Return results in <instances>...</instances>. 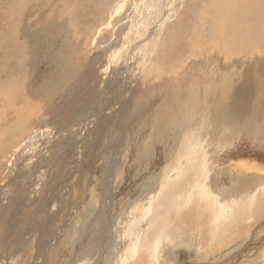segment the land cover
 <instances>
[{
  "label": "rangeland",
  "instance_id": "1",
  "mask_svg": "<svg viewBox=\"0 0 264 264\" xmlns=\"http://www.w3.org/2000/svg\"><path fill=\"white\" fill-rule=\"evenodd\" d=\"M205 2L184 0L177 7L157 34L143 69L139 70L143 64L137 67L135 83H124L121 89L126 92L105 99L101 106L108 101V109L101 114L96 108L106 93L105 83H116L118 78L108 80L111 62H117L116 58L121 61L127 37L134 35L136 40L130 42L132 51L126 57H134L131 53L135 48L148 40L142 27L136 25L145 16L143 0H0L1 90L11 76H18L15 71L22 69L21 88L11 96L0 92L1 264H38L37 258L45 264H116L119 254L130 250L129 244L137 248L138 256L148 251L153 259L148 257L150 264H210L208 258L201 260L204 248L198 238L188 244L162 236L153 239L155 246L154 242L147 247L145 218L152 211L146 216L142 213L138 220L132 216L133 209L148 210L151 200L158 197L162 199L160 208L165 207L161 176L170 161L188 151V143L182 138H189L186 135L193 120L201 113L200 100L204 105L213 99L211 80L225 77L231 70L224 68L228 60L216 47L188 52L184 41H171L169 56L161 57L168 33L197 24V12ZM182 47L185 52L180 51ZM172 48L182 57L176 60ZM129 70L127 65L123 73ZM238 84L236 77L224 95L235 92ZM7 100L11 102L2 108ZM257 101L254 98L252 104ZM259 103L263 106L251 110V115L219 104L217 115L223 120L201 136V141L207 142L202 151L209 159L205 164L202 160L194 164L190 173L206 174L207 178L194 191L198 190V197L213 199L223 228L245 227L242 235L208 257L238 252L237 256L255 260L252 264H264V101L259 98ZM94 111H98L94 121L105 117L97 135ZM89 147L86 169L75 171L67 180L68 186L56 192V206L47 203L40 209L44 198L38 189L42 180L14 186L10 183L17 173H43L41 158L52 149L53 157L61 161L63 154ZM170 172L173 176L177 170L172 167ZM240 181L244 182L240 186L247 187L245 195L238 188ZM13 191H20V203H34L19 226H30L37 216L29 230L20 232L22 238L29 235L16 251L14 228L19 217H13L6 229L7 215L17 207ZM106 220L110 227H105ZM35 224L39 228L33 231ZM156 231L168 233L162 225ZM43 235L49 242L44 241L42 251Z\"/></svg>",
  "mask_w": 264,
  "mask_h": 264
},
{
  "label": "bare ground",
  "instance_id": "2",
  "mask_svg": "<svg viewBox=\"0 0 264 264\" xmlns=\"http://www.w3.org/2000/svg\"><path fill=\"white\" fill-rule=\"evenodd\" d=\"M183 2L184 0H167L166 2L163 0H143V4L141 5L142 7L144 6L143 14L145 16H142V19H140L136 25L137 28L142 27V29H140L142 30L143 34L148 36V40L145 42L142 41L141 44L135 48L136 52L134 51L131 53V55L135 53L134 57H126L132 51L130 42H134L136 40V38H132L134 35L127 37L129 39L125 42L127 47L121 54V61L118 63V58H116L117 62H111L109 67L110 70L108 71V80L113 82V79L116 80L115 78H118L116 83H105L107 85L106 93L104 94L100 106L96 108V110H101V114H105L106 110L108 109V101L104 104V106H101L105 99L112 100L114 99L115 93V95L122 93L125 90L123 88L121 89L124 83L125 85H130L133 81L135 83V78L137 79V77H135V71L138 70L137 67L143 64L139 70L143 69L145 62H147L151 54L152 48L157 43V34L160 32L162 27H164L166 20L170 18L173 13H175L174 11L177 9V7L181 6ZM196 10L198 11V9ZM197 14V24L194 25L193 22L192 25H187L188 27H185V31H170L168 33V35L165 37V43L161 57L164 56L166 58L167 55L169 56V52H171L169 49L171 46V41H184L183 43L186 42L185 45L187 47L185 48L188 52L191 50H195L196 52H202L205 50L209 51L216 47L217 51L222 52L221 54H223L224 58L228 60V62L224 64V68L226 69L231 67V70L228 71L229 74L227 76L219 78L218 80H216L214 76V80H211V88L214 93L212 96L213 99L211 98L210 101L204 105L200 100V104H202L201 113L195 118V120H193V126L191 129H189V134L186 135V137L190 135L189 138H182V141L185 140V143H188V151L176 156L177 159L170 161L168 164L169 168H167L161 176L162 187L164 188V196L166 197L165 207L163 209L160 208L162 199L158 197L154 200H151L152 203L148 210L133 209V214L132 212L131 214L132 216H135L134 219L138 220V218H141L140 216L142 213L145 214H143V216H146L148 211H152L150 215H147L149 217L145 218L148 222H146L147 227L144 230V232L146 231V236L149 239L147 242V247H150L155 242L153 239H159L162 236H166L172 241H175L174 238L176 241H182V243L185 241L188 242V244L193 243L194 240H196L195 238H198L197 241L199 240V242L202 244L201 248H204V251H201L203 257L201 260H206L208 258L207 260L210 264H252V262L255 260L249 261L247 256H243L244 258H242L241 255L235 256L236 253L227 254L224 256L220 255L217 258L216 256L208 257L211 254L217 253L221 248L226 246L230 241H232L233 237L242 235L245 231V227L240 226L239 229H236V226H228L223 228V225L219 224L220 222L218 217L220 210H218L213 205V199L209 198L207 200L206 198L198 197V190L194 191V188L204 185V181L202 179L207 178L206 174L195 175L190 173V170L194 164H200L199 162H201V160L203 164H205V160L209 159L208 156H206V154L202 151L203 148H205L204 146H206L205 143L207 142H205L204 139L201 141V136L203 138V134L206 133L207 130L218 125L223 120L221 116L219 117L217 115L219 104L224 103V105L229 106L232 109H240L246 115L253 114L250 111L256 110L255 107L263 106L259 103V98L264 101V89L262 86L264 84V0H207V2L203 4L202 9H200ZM199 24L200 26H198ZM188 30L194 31L190 32ZM180 51L185 52L183 47ZM172 55H175L176 60L179 58V56H181L178 54V51L172 52ZM124 57H126L125 60H123ZM115 64L117 66H113ZM127 65L130 66V70L126 74L123 73V69ZM158 69L160 71V68ZM21 72L22 69L15 71V73L18 75H14L16 77L15 79L10 75V81L7 82V87L4 90H1L2 82L0 81V92H3L5 95L9 96L17 92L21 88L22 84ZM155 73L158 74V71L156 72L155 70ZM238 73L239 76H237ZM236 77H238L239 84L235 89V92L229 94L228 96L224 95L226 94L225 91L227 88L232 86ZM125 85V88L128 87ZM108 94L109 96H107ZM254 98H258V101L255 104H252ZM9 102L11 101H5L1 107L7 103L9 104ZM27 106L28 105H26V107ZM6 107L8 109L9 105ZM97 112L98 111L93 112L95 113L93 116V122L96 135L100 132V123L105 118L98 116L97 120L94 121V117L98 115ZM253 117L256 118L255 116ZM19 119L20 118H18L17 121H19ZM95 139L96 136H94V140ZM53 150L54 149H52V151ZM90 150L91 148L89 147L88 149H82L75 154H63L61 161H59L56 157H53V153L51 151L50 154L44 155L41 158L44 161V166L41 169L43 173L39 175L37 170L32 171V173H29L26 176L21 173H17L10 179V183L14 186L24 185L27 183V181L33 179L42 180L44 183L38 189V192L41 193L44 198L39 203L40 209H42L45 204L47 206V203L50 206H56L57 203L55 204V202H53L58 198L56 196L58 195L56 192H59V189L68 186L67 180L75 173V171L81 167H85L86 169L87 164L85 157ZM27 151H29V147L27 148ZM27 151L25 153H27ZM192 156H194L195 159H193ZM91 157L92 156H89V159H92ZM172 167L177 170V173L173 176H169V173H171L170 168ZM240 182L241 183L238 184V188L241 190L242 194L245 195L247 187L240 186L242 183H244L243 181ZM103 186L106 187V185ZM19 193L20 191L12 192L14 195L13 197L15 198L14 205H17V207L16 209L10 210L6 221V229H8L11 225V219L13 217L16 218V216L19 217L17 226L14 228V236L17 237L18 241V246L16 247L15 251L19 248H22L23 243L26 241V238L29 235L26 234V236L22 238L23 233L20 234V232L29 230L33 222L37 219L36 216L28 227L21 228L19 226V223L23 220V216L26 215L34 205L32 201L27 200H24L20 203L18 197ZM259 200L261 202L263 201L260 197ZM181 205L182 207H180ZM261 205H264V203L262 202ZM220 207L222 208L223 206ZM258 208L259 207L256 209ZM261 210H263L262 206ZM129 211L131 210L129 209ZM255 211L256 210H253V212ZM255 213L258 214V212ZM244 217L245 215L242 216L240 220L244 221ZM171 221H173L172 224L169 223ZM160 225H162V227L166 229L168 233L157 232L156 227ZM105 227H110L107 220L105 222ZM37 228L39 227L36 224L33 225V231ZM108 234L110 235V233ZM43 236L45 237L44 239ZM43 236L40 238V243L43 244L40 245V249L42 251L43 249L41 246H45L44 244L46 242L44 241L48 239L47 236ZM47 241L49 242V239ZM155 245L156 242L154 246ZM128 246L130 250L133 249L130 244ZM130 250H126L120 254L118 253L119 257L115 259L116 264H124L125 262L126 264H150L148 257L152 259V255H148V251L140 252L138 256L136 254L137 248L133 249V251ZM137 257L138 259L135 260L134 258ZM47 259V256H45L44 260L47 261ZM37 261L39 262L38 264L43 262L42 258L41 260L40 258H37ZM258 261H263L264 263V259L262 261L256 260V262ZM152 263L153 261L151 264ZM42 264H45V262Z\"/></svg>",
  "mask_w": 264,
  "mask_h": 264
},
{
  "label": "crops",
  "instance_id": "3",
  "mask_svg": "<svg viewBox=\"0 0 264 264\" xmlns=\"http://www.w3.org/2000/svg\"><path fill=\"white\" fill-rule=\"evenodd\" d=\"M237 253H238V252H236L235 256H237Z\"/></svg>",
  "mask_w": 264,
  "mask_h": 264
}]
</instances>
